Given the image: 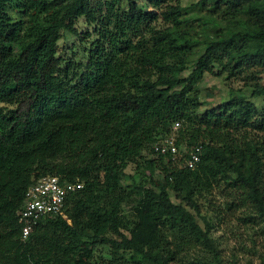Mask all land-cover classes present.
Returning <instances> with one entry per match:
<instances>
[{"label": "trees", "instance_id": "16d2710c", "mask_svg": "<svg viewBox=\"0 0 264 264\" xmlns=\"http://www.w3.org/2000/svg\"><path fill=\"white\" fill-rule=\"evenodd\" d=\"M238 6L252 32L220 34L217 13ZM80 18L90 26L81 33ZM65 32L79 38L69 57L58 51ZM250 40L256 49L222 57ZM206 71L245 75L249 94L231 90L202 109ZM262 74L264 0H0V212L13 217H0V229H19L0 232V243L12 242L3 256L17 245L25 264H223L210 218L202 226L184 202L198 210L220 194L230 213L264 216ZM175 122L177 152H155ZM195 145L199 160L188 167L185 149ZM131 164L152 185L127 182ZM45 174L82 186L21 239L25 190ZM131 198L144 227L123 208ZM98 244L108 258L95 259ZM205 247L207 260L196 255Z\"/></svg>", "mask_w": 264, "mask_h": 264}, {"label": "rangeland", "instance_id": "374dc122", "mask_svg": "<svg viewBox=\"0 0 264 264\" xmlns=\"http://www.w3.org/2000/svg\"><path fill=\"white\" fill-rule=\"evenodd\" d=\"M197 0H180L183 5H189ZM203 13L206 12L205 9L202 10ZM15 16V13L12 12ZM218 21L220 23V34L227 35L229 31L236 32H246L251 33V20L249 14L244 6H238L234 9H226L222 7L217 13ZM78 31L84 32L90 26L84 23L83 19L80 18L76 23ZM78 36L73 34L64 33L58 41V51L65 57H69L73 50H76V44L78 43ZM257 44L255 40H250L243 43V47L239 46L237 43L233 47L227 48L224 52L222 51V57L232 56L237 58L241 52L252 51L256 49ZM243 79H234L227 75L225 71L220 74H213L208 71L204 73L202 78L197 82L199 88V98L201 100V108L217 106L220 102L224 101L231 90L240 89V91L249 94L251 79L242 75ZM263 81L264 76L261 75L258 80ZM246 82V83H245ZM247 84V85H244ZM259 103L260 98H252ZM126 171L131 174L126 177L127 182H131L133 179L135 181L147 180L149 182V176L147 175V170L136 164H131L128 166ZM152 178L156 179V175ZM135 199L131 198L130 203H125L123 208L126 213L135 212L138 220V224L145 226L147 221V216L143 208H138L135 204ZM178 201V199H177ZM211 203V204H210ZM186 206L195 213L197 221L204 226L203 216L209 217L212 223L210 229V236L213 239V244L218 248L219 258L222 260L223 264H264V216L253 213L252 216H246V213L251 210L239 209L236 212L230 213V211L224 208V203L222 202V197L220 194L212 195L210 202L200 199L198 201V210L185 203ZM220 206L217 207L216 206ZM0 217L5 218L6 222H11L13 217L9 214L7 210L0 212ZM134 217V216H131ZM14 222V221H13ZM13 222L11 224H13ZM11 224L9 229L6 227L0 229V232L4 235H11L19 231H11ZM147 225V224H146ZM4 239V237H3ZM0 243V264H25V258L19 254V249L17 245L11 248H7L5 256H3V251L1 248L6 244L10 247L12 245L11 240H5ZM95 259L99 260L102 257L108 258L109 246L106 244H98L93 247ZM197 256H201L207 260L212 258V253L207 250V248H199L196 253ZM193 254L187 256L191 259Z\"/></svg>", "mask_w": 264, "mask_h": 264}, {"label": "built area", "instance_id": "2783aa9c", "mask_svg": "<svg viewBox=\"0 0 264 264\" xmlns=\"http://www.w3.org/2000/svg\"><path fill=\"white\" fill-rule=\"evenodd\" d=\"M179 122H175L171 131L153 145L155 152H177L176 129ZM187 156L185 163L194 167L199 160L200 146L195 145L185 149ZM82 186V182L62 181L58 175L45 174L29 184L24 193V201L17 213L20 224V237L25 239L39 219L62 213L65 197L68 192Z\"/></svg>", "mask_w": 264, "mask_h": 264}, {"label": "clouds", "instance_id": "9594fccd", "mask_svg": "<svg viewBox=\"0 0 264 264\" xmlns=\"http://www.w3.org/2000/svg\"><path fill=\"white\" fill-rule=\"evenodd\" d=\"M19 211V210H18ZM18 213V212H17Z\"/></svg>", "mask_w": 264, "mask_h": 264}]
</instances>
